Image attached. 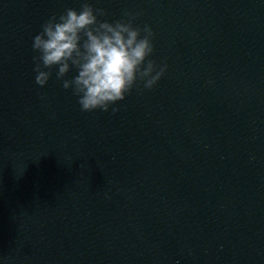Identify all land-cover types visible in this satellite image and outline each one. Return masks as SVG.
I'll use <instances>...</instances> for the list:
<instances>
[{"label":"clouds","instance_id":"9594fccd","mask_svg":"<svg viewBox=\"0 0 264 264\" xmlns=\"http://www.w3.org/2000/svg\"><path fill=\"white\" fill-rule=\"evenodd\" d=\"M107 12L81 0L80 9L68 8L42 24L33 37L35 82L47 85L55 68L56 80L71 89L82 112L101 110L126 99L133 88L151 90L167 72V64L151 59L155 52L152 27L135 25L140 13L125 19L101 20ZM75 69L77 75L66 79ZM112 114L119 112L111 107Z\"/></svg>","mask_w":264,"mask_h":264}]
</instances>
